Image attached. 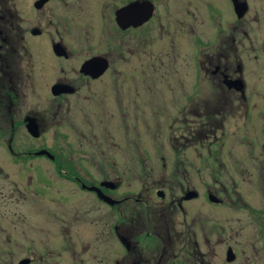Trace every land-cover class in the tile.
<instances>
[{"label": "flooded vegetation", "instance_id": "1", "mask_svg": "<svg viewBox=\"0 0 264 264\" xmlns=\"http://www.w3.org/2000/svg\"><path fill=\"white\" fill-rule=\"evenodd\" d=\"M0 264H264V0H0Z\"/></svg>", "mask_w": 264, "mask_h": 264}, {"label": "rangeland", "instance_id": "2", "mask_svg": "<svg viewBox=\"0 0 264 264\" xmlns=\"http://www.w3.org/2000/svg\"><path fill=\"white\" fill-rule=\"evenodd\" d=\"M145 140H142L143 147L147 148V154H141V155H133L131 157V154L127 152L125 149V139L123 136H116V142L120 144L121 148L116 149V163L118 164L117 172L121 175L122 179L129 178L128 172L125 170L124 164H127L129 162H134L135 159L145 158L147 162H152L156 165V170L151 171L150 179L156 180L157 183H164L167 181H170L171 179L175 178V170L172 167V164H174L177 161V155L173 154L171 150H167V153L159 154L153 149V146L155 144L156 138L154 136V141L152 142L149 138L146 139V137L143 136ZM141 140V139H140ZM158 140H161V138H158ZM192 156L190 154L185 155V161L190 162L192 161ZM162 163H166V166H161ZM155 167V166H154ZM191 168V167H190ZM189 181L191 182V176L188 177ZM132 186H123L122 190H129ZM53 226V225H51ZM56 240L60 239L59 233L55 232L54 235Z\"/></svg>", "mask_w": 264, "mask_h": 264}, {"label": "water", "instance_id": "3", "mask_svg": "<svg viewBox=\"0 0 264 264\" xmlns=\"http://www.w3.org/2000/svg\"><path fill=\"white\" fill-rule=\"evenodd\" d=\"M192 196H193V194L190 193L188 197H192Z\"/></svg>", "mask_w": 264, "mask_h": 264}]
</instances>
